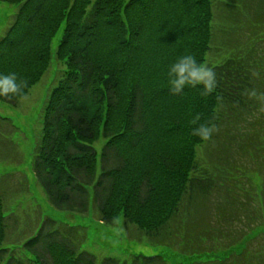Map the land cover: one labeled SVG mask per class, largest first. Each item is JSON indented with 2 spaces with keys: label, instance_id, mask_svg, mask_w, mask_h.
I'll return each instance as SVG.
<instances>
[{
  "label": "trees",
  "instance_id": "1",
  "mask_svg": "<svg viewBox=\"0 0 264 264\" xmlns=\"http://www.w3.org/2000/svg\"><path fill=\"white\" fill-rule=\"evenodd\" d=\"M0 1L18 5L0 38V74L14 72L22 84L19 93L0 95V101L17 105L43 78L52 41L64 25L56 58L66 71L50 93L33 163L54 207L86 214L93 203L107 225L123 216L151 242L172 246L175 264H264L259 229L264 226V47L257 37L212 66L213 92L186 87L174 94L167 67L185 54L205 63L215 0ZM227 6L234 16L236 2ZM201 124L215 126L207 141L193 134ZM243 131L252 136L247 148L253 146L251 155L259 161L258 169L249 170L261 179L255 196L246 188L253 184L246 172L238 192L232 183L239 175L230 173L227 187V180L198 158L207 143L231 145ZM102 137L107 141L98 173L94 144ZM223 188L216 225L210 221L196 232L191 226L202 222L192 204ZM7 218L0 187V264H98L81 248V228L48 217L25 239L27 256L18 257L15 248L4 247ZM209 237L214 242L206 246ZM220 238L230 241L220 245ZM171 259L139 254L130 263L105 258L100 264H170Z\"/></svg>",
  "mask_w": 264,
  "mask_h": 264
},
{
  "label": "rangeland",
  "instance_id": "2",
  "mask_svg": "<svg viewBox=\"0 0 264 264\" xmlns=\"http://www.w3.org/2000/svg\"><path fill=\"white\" fill-rule=\"evenodd\" d=\"M234 1L236 2L234 10L237 13L234 12L235 15L230 16L226 10L227 4ZM214 4L213 39L205 61L208 66L219 64L229 55L240 52L254 37H257V45L264 47V0H215ZM17 10L18 5L0 1V38L14 22ZM63 33L64 25L52 41V60L43 78L17 105L0 101V187L8 216V234L4 247L15 248L16 255L25 258L27 254L22 248L25 239L35 232L42 219L48 217L81 228L85 236L81 248L93 254L98 264L105 258L130 263L133 255L151 256L160 253L172 258L170 264H175L177 260L174 258L177 254L172 246L166 247L151 242L138 227L125 223L123 216L115 225H107L99 220L98 211L93 203L86 214L57 209L51 204L47 193L36 179L33 163L36 147L41 138L45 108L51 91L59 84L66 71L65 63L56 58V50ZM243 132L244 136L237 135L231 145H226L225 141L218 143L217 139L207 143L198 149V158L203 167L209 168L217 178L226 179L227 187L231 181L229 174L239 175L233 183L231 182L237 191L245 187L247 179H244L243 173L246 172L253 183L246 185V188L253 190L254 195L255 191L260 193L261 179L255 173L250 174L249 170L258 169L259 161L251 155L253 146L247 148L250 146L247 144L252 141V136H249L250 134L245 136L246 131ZM106 141L102 137L94 144L98 153V173L102 171V152ZM244 148L250 152L244 151ZM225 190L223 188L220 195L213 194L192 204L191 212H197L202 222L198 224L199 219L194 221V226H191L193 230L199 232V228L205 224L207 227L216 225L217 212H222L220 204L221 197L226 194ZM226 212H229L228 209ZM210 221L214 224L210 225ZM259 229L264 230V226ZM183 232L182 229L181 234ZM229 241L220 238L218 243L224 245ZM213 242L209 237L205 245L210 246Z\"/></svg>",
  "mask_w": 264,
  "mask_h": 264
},
{
  "label": "clouds",
  "instance_id": "3",
  "mask_svg": "<svg viewBox=\"0 0 264 264\" xmlns=\"http://www.w3.org/2000/svg\"><path fill=\"white\" fill-rule=\"evenodd\" d=\"M165 75L167 85L174 94L182 93L186 87H202L204 94H210L217 84L214 69L206 63L199 62L192 54L176 58L167 67ZM21 88L22 84L18 82L14 72L0 74V95H15ZM215 130L213 124H201L193 129V134L207 141Z\"/></svg>",
  "mask_w": 264,
  "mask_h": 264
}]
</instances>
